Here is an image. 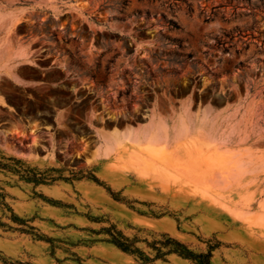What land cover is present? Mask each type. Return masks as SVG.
Segmentation results:
<instances>
[{
  "label": "rangeland",
  "instance_id": "1",
  "mask_svg": "<svg viewBox=\"0 0 264 264\" xmlns=\"http://www.w3.org/2000/svg\"><path fill=\"white\" fill-rule=\"evenodd\" d=\"M21 263L264 264V0H0Z\"/></svg>",
  "mask_w": 264,
  "mask_h": 264
},
{
  "label": "trees",
  "instance_id": "2",
  "mask_svg": "<svg viewBox=\"0 0 264 264\" xmlns=\"http://www.w3.org/2000/svg\"><path fill=\"white\" fill-rule=\"evenodd\" d=\"M128 240L126 239V242H123L119 239H116L114 236H113V240H112V243L115 244L116 246H118L121 250L125 251V252H128V253H131V254H135L136 253V250L133 249V247L127 242ZM176 244V248H173V249H169L168 252H175V253H178L179 255L185 257V258H195V257H198V256H202V254H195L191 251H189L185 245L183 243H180L178 241H175L174 242ZM21 264H24V263H21Z\"/></svg>",
  "mask_w": 264,
  "mask_h": 264
},
{
  "label": "bare ground",
  "instance_id": "3",
  "mask_svg": "<svg viewBox=\"0 0 264 264\" xmlns=\"http://www.w3.org/2000/svg\"><path fill=\"white\" fill-rule=\"evenodd\" d=\"M158 156V155H157ZM160 157V156H159Z\"/></svg>",
  "mask_w": 264,
  "mask_h": 264
}]
</instances>
